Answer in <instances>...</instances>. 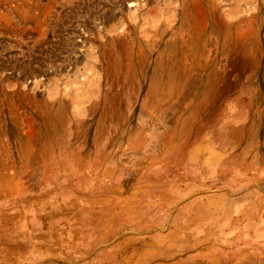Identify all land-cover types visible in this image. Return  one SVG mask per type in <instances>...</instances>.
Wrapping results in <instances>:
<instances>
[{"label":"rangeland","instance_id":"1","mask_svg":"<svg viewBox=\"0 0 264 264\" xmlns=\"http://www.w3.org/2000/svg\"><path fill=\"white\" fill-rule=\"evenodd\" d=\"M0 264H264V0H0Z\"/></svg>","mask_w":264,"mask_h":264}]
</instances>
